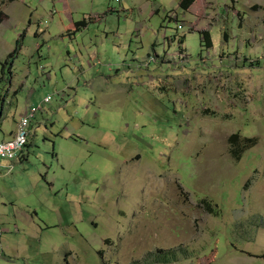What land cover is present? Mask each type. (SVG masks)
Masks as SVG:
<instances>
[{
  "label": "rangeland",
  "instance_id": "374dc122",
  "mask_svg": "<svg viewBox=\"0 0 264 264\" xmlns=\"http://www.w3.org/2000/svg\"><path fill=\"white\" fill-rule=\"evenodd\" d=\"M28 1L0 5V140L38 107L0 264H264V0ZM52 22L82 26L35 45Z\"/></svg>",
  "mask_w": 264,
  "mask_h": 264
},
{
  "label": "crops",
  "instance_id": "0c3cea01",
  "mask_svg": "<svg viewBox=\"0 0 264 264\" xmlns=\"http://www.w3.org/2000/svg\"><path fill=\"white\" fill-rule=\"evenodd\" d=\"M7 1V3H11V4H19L20 6H21V8H22V10L23 11H25L26 12V14H28L29 13V15L30 14H32L33 12H34V2H30V1H28V0H0V5H2L4 2H6ZM65 1H67V0H63V2H65ZM189 11V10H188ZM56 13H58V12H56ZM53 21H54V19H52ZM61 21V20H60ZM28 22V25L26 26V23ZM14 27H16V28H14V30H16V29H19V30H23V34L22 35H18V33L16 34V36H18L17 37V39H21L22 38V36L23 35H25V37L30 33V32H32L33 31V29H34V27L35 26H32L31 24H30V22H29V20H20V21H18L15 25H14ZM76 29V27H75V25L74 24H69L68 26H64L63 24H62V22H61V24L59 25L58 23L56 24V25H53V22H52V27L50 28V31L49 32H47V33H40V31L43 29L40 25H38L37 27H36V32L37 33H35V37H36V40H35V42H36V44L35 45H38L39 44V42L40 41H43L44 40V38H41V36L42 35H46V36H48L47 37V40L48 41H50V40H58V39H63V32H68V31H70V30H73V29ZM49 28H45V30H48ZM77 31V30H76ZM40 33V34H39ZM52 35H54V36H52ZM17 42V41H16ZM19 42V41H18ZM16 44V43H15ZM11 65V64H10ZM48 80V79H47ZM20 89V88H19ZM32 97H33V95H32ZM28 106H31L30 104H28V105H26L24 108H22L21 109V111H20V113L19 114H17L18 116H17V118H16V116H15V118H16V121L14 122V126H13V130L10 132V134L7 136V137H3L1 140H0V142H2V141H8L12 136H13V134H14V132H15V129H16V125H17V123H18V121H19V119L24 115V113L27 111V109L29 108ZM28 107V108H27ZM4 112H5V108H4V102L2 103V105H1V109H0V122L2 121V119H3V117H4ZM1 126V125H0ZM28 146V145H27ZM26 146V147H27ZM26 149V148H25ZM25 151V150H24ZM22 159H24V153H23V158ZM19 161V160H18Z\"/></svg>",
  "mask_w": 264,
  "mask_h": 264
},
{
  "label": "built area",
  "instance_id": "2783aa9c",
  "mask_svg": "<svg viewBox=\"0 0 264 264\" xmlns=\"http://www.w3.org/2000/svg\"><path fill=\"white\" fill-rule=\"evenodd\" d=\"M115 2L119 0H114ZM49 102V97L44 99L41 106ZM38 107H29L26 113L19 119L13 136L8 141L0 142V173L10 172L13 161L19 160L28 145V128L30 122L35 118Z\"/></svg>",
  "mask_w": 264,
  "mask_h": 264
},
{
  "label": "trees",
  "instance_id": "16d2710c",
  "mask_svg": "<svg viewBox=\"0 0 264 264\" xmlns=\"http://www.w3.org/2000/svg\"><path fill=\"white\" fill-rule=\"evenodd\" d=\"M195 1L196 0H179V2H178V7H179V9H181L183 12H187L189 9H190V7L195 3ZM2 18H3V16H2V14L0 13V24H1V22H2ZM82 26V23H77L76 25H75V27H76V30H78L79 29V27H81ZM201 41H202V43L205 45V47L207 48V49H210L211 48V46H212V44H211V39H210V36H209V33L208 32H202L201 33ZM19 47H20V44H19V42L17 41L16 42V44H15V49H14V51L10 54V56H9V59H10V61L14 58V56L16 55V53H18V51H19ZM9 59H8V61H9ZM9 64H11V62H9ZM5 65H7V64H4V66ZM230 142H231V145H233V154H236V156H237V159H239L240 158V153H239V148H238V143H239V135H235V136H233L231 139H230ZM245 142H249V143H251L252 141L251 140H247V141H245ZM22 158H23V155H22V157L20 158V160H22ZM206 202L204 201L203 202V204H205Z\"/></svg>",
  "mask_w": 264,
  "mask_h": 264
},
{
  "label": "clouds",
  "instance_id": "9594fccd",
  "mask_svg": "<svg viewBox=\"0 0 264 264\" xmlns=\"http://www.w3.org/2000/svg\"><path fill=\"white\" fill-rule=\"evenodd\" d=\"M20 160V159H19Z\"/></svg>",
  "mask_w": 264,
  "mask_h": 264
}]
</instances>
